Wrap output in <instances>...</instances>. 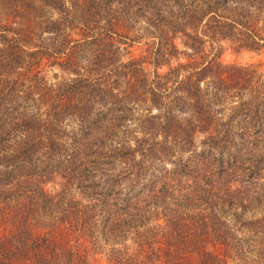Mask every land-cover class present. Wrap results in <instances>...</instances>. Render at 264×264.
Returning a JSON list of instances; mask_svg holds the SVG:
<instances>
[{
    "label": "trees",
    "instance_id": "1",
    "mask_svg": "<svg viewBox=\"0 0 264 264\" xmlns=\"http://www.w3.org/2000/svg\"><path fill=\"white\" fill-rule=\"evenodd\" d=\"M227 48L264 0H0V264H264V62Z\"/></svg>",
    "mask_w": 264,
    "mask_h": 264
},
{
    "label": "rangeland",
    "instance_id": "2",
    "mask_svg": "<svg viewBox=\"0 0 264 264\" xmlns=\"http://www.w3.org/2000/svg\"><path fill=\"white\" fill-rule=\"evenodd\" d=\"M257 15L259 16V13H257ZM258 18L261 19L262 17H258ZM261 27H262V23L260 21L257 22V28L260 29ZM179 47L182 50V46L179 45ZM144 49L145 47L143 45H135L131 50V55L136 58L139 56H143ZM221 60L224 63H236L239 65L258 64L260 62H264V50L257 51V52H246V51L236 52L232 48H227L226 50H224ZM147 68L151 69L149 66H147ZM44 75L50 83H55L59 77H66L64 76V74L60 73L58 69H55L54 71L49 68L45 70ZM237 104H239L238 99H236L235 101L233 100L232 102L229 101L227 103H224L222 106L221 105L214 106V108H215V111L222 112L225 116H228L231 114V109L233 107L238 106ZM254 109L264 111V106H260V107L254 106ZM252 111L255 112V110H252ZM231 115L232 117H234V114H231ZM136 131H137V127H134L133 132H136ZM263 137H264V134H263ZM263 142H264V139H263ZM262 154L264 156V149H263ZM250 188H252V192L254 194L261 195L262 204L258 205V209L255 210L256 214H247L246 218H252L253 216L260 217L261 215H264V173H263V178L257 181V183H254L252 187ZM93 264H111V263L107 260L105 256L97 255V258L96 260H94ZM230 264H256V263H254L253 260H250L247 262L235 260L233 263L230 262Z\"/></svg>",
    "mask_w": 264,
    "mask_h": 264
}]
</instances>
